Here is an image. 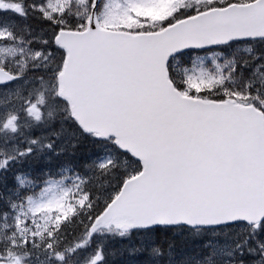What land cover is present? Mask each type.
I'll return each instance as SVG.
<instances>
[{"label":"snow or ice","instance_id":"1","mask_svg":"<svg viewBox=\"0 0 264 264\" xmlns=\"http://www.w3.org/2000/svg\"><path fill=\"white\" fill-rule=\"evenodd\" d=\"M0 264H264V0H0Z\"/></svg>","mask_w":264,"mask_h":264}]
</instances>
